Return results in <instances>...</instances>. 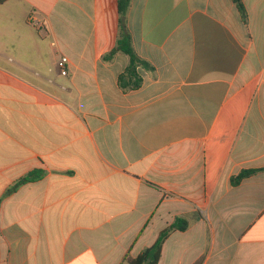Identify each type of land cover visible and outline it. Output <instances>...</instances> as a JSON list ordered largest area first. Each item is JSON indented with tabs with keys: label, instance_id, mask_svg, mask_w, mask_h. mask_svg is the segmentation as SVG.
Wrapping results in <instances>:
<instances>
[{
	"label": "crops",
	"instance_id": "1",
	"mask_svg": "<svg viewBox=\"0 0 264 264\" xmlns=\"http://www.w3.org/2000/svg\"><path fill=\"white\" fill-rule=\"evenodd\" d=\"M242 2L130 0L151 68L123 90L118 0H0V264H130L176 218L155 264H264V0Z\"/></svg>",
	"mask_w": 264,
	"mask_h": 264
},
{
	"label": "trees",
	"instance_id": "2",
	"mask_svg": "<svg viewBox=\"0 0 264 264\" xmlns=\"http://www.w3.org/2000/svg\"><path fill=\"white\" fill-rule=\"evenodd\" d=\"M235 6L237 7L243 21H246V11L243 5L242 0H233ZM130 5V0H118V12L120 18H124L128 7ZM116 52H122L123 54L127 55L129 58L128 66L125 69L124 73H122L118 78V84L123 90L135 89L141 83V78L137 74L138 68H143L149 70L151 66L145 60L139 58L131 44L130 34L126 28L125 22L119 23V34L116 42V46L114 49L109 52L107 55L103 57V59L108 60L111 59L112 56ZM257 170H243L239 172L236 176L231 178V183L233 185L238 184L243 178L248 177L254 174ZM42 173L39 171H32L29 174L20 178L8 191L10 193L15 191L19 186L25 184L27 182H33L41 178ZM187 227V223L185 220L181 218H176L172 224H170L167 228L162 230L159 235L157 236L154 243L148 247L141 255L133 260H129L130 264H145L146 260H149L147 264H155L161 252V247L163 242L169 235L172 230H185Z\"/></svg>",
	"mask_w": 264,
	"mask_h": 264
},
{
	"label": "built area",
	"instance_id": "3",
	"mask_svg": "<svg viewBox=\"0 0 264 264\" xmlns=\"http://www.w3.org/2000/svg\"><path fill=\"white\" fill-rule=\"evenodd\" d=\"M30 22L31 24L36 28V29H40L41 28V23L37 20L34 19L33 17H30ZM67 64H68V59L65 56H61L57 59L56 61V67L58 69V72L60 75L62 76H67L68 75V68H67Z\"/></svg>",
	"mask_w": 264,
	"mask_h": 264
},
{
	"label": "water",
	"instance_id": "4",
	"mask_svg": "<svg viewBox=\"0 0 264 264\" xmlns=\"http://www.w3.org/2000/svg\"><path fill=\"white\" fill-rule=\"evenodd\" d=\"M122 22H124V18L121 19ZM149 260H146L145 264H147Z\"/></svg>",
	"mask_w": 264,
	"mask_h": 264
}]
</instances>
